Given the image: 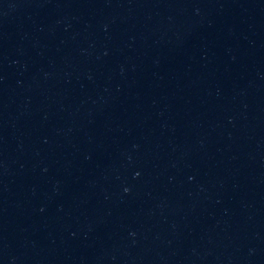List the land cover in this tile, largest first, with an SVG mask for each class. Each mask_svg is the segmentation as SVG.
<instances>
[{
  "label": "water",
  "instance_id": "water-1",
  "mask_svg": "<svg viewBox=\"0 0 264 264\" xmlns=\"http://www.w3.org/2000/svg\"><path fill=\"white\" fill-rule=\"evenodd\" d=\"M0 264H264V0H0Z\"/></svg>",
  "mask_w": 264,
  "mask_h": 264
}]
</instances>
